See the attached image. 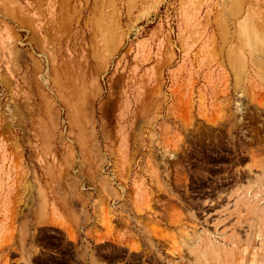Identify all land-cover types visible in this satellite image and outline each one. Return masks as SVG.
<instances>
[{
    "label": "rangeland",
    "instance_id": "rangeland-1",
    "mask_svg": "<svg viewBox=\"0 0 264 264\" xmlns=\"http://www.w3.org/2000/svg\"><path fill=\"white\" fill-rule=\"evenodd\" d=\"M0 264H264V0H0Z\"/></svg>",
    "mask_w": 264,
    "mask_h": 264
}]
</instances>
